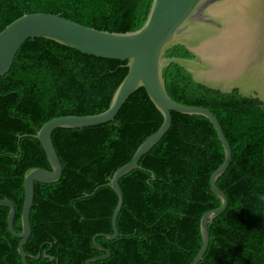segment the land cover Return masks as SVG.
Wrapping results in <instances>:
<instances>
[{
    "label": "trees",
    "instance_id": "obj_1",
    "mask_svg": "<svg viewBox=\"0 0 264 264\" xmlns=\"http://www.w3.org/2000/svg\"><path fill=\"white\" fill-rule=\"evenodd\" d=\"M152 1L0 0V31L32 12L59 14L101 30L134 31L145 23ZM165 56L193 58L181 46ZM125 64L33 37L0 78V199L8 198L15 206L16 232L21 230L25 171L51 169L40 142L30 135L57 117L105 112L127 73ZM164 79L174 101L213 113L232 154L216 181L227 207L208 224L209 243L198 264H264V105L237 92L223 95L197 85L176 64L164 69ZM172 119L166 136L141 158L142 168L119 178V235L97 237L111 257L91 264H191L195 258L202 244L200 218L220 205L209 178L224 151L203 116L172 112ZM163 120L140 89L107 124L53 131L64 170L55 183L34 182L32 233L23 248L40 257L27 258L28 264H48V256L54 258L52 264H88L104 256L93 238L112 233L117 202L105 184ZM8 212L0 205V264H23L19 239L7 227Z\"/></svg>",
    "mask_w": 264,
    "mask_h": 264
},
{
    "label": "water",
    "instance_id": "obj_2",
    "mask_svg": "<svg viewBox=\"0 0 264 264\" xmlns=\"http://www.w3.org/2000/svg\"><path fill=\"white\" fill-rule=\"evenodd\" d=\"M33 37L53 40L89 56L126 62L127 73L105 112L57 117L30 135L40 142L51 169L33 167L25 171L19 232L13 226V202L8 198L0 199V205L9 208L7 227L19 239L17 250L22 263L28 264L27 258H39L28 255L23 248L32 233L30 214L34 203V182L55 183L64 170L52 140L53 131L107 124L114 120L130 96L145 89L164 120L159 130L147 138L132 159L117 168L105 184L117 196L111 218L112 233L94 236V244L105 250L106 255L94 258L88 264L111 257V252L97 242V237L115 239L119 235L116 220L123 193L118 180L130 171L142 168L141 158L151 152L171 129L172 112L206 118L224 151L222 163L209 178L210 189L220 205L207 210L200 218L202 244L191 263L198 264L209 243L208 224L227 207V197L216 181L230 165L232 154L212 112L199 106L183 105L169 96L164 69L171 64L179 65L197 85L223 95L237 92L243 98L264 105V0H153L145 23L137 30L125 32L97 29L54 13H24L0 31V78L9 71L25 41ZM176 46L183 47L193 58L166 57V52Z\"/></svg>",
    "mask_w": 264,
    "mask_h": 264
},
{
    "label": "flooded vegetation",
    "instance_id": "obj_3",
    "mask_svg": "<svg viewBox=\"0 0 264 264\" xmlns=\"http://www.w3.org/2000/svg\"><path fill=\"white\" fill-rule=\"evenodd\" d=\"M29 239V238H28ZM106 249V248H105ZM103 251H105V250H103ZM29 255V254H28ZM101 255H106V251L105 252H102V254ZM32 256V255H31ZM37 256H39L40 257V254H37ZM33 257H35V256H33ZM46 258V257H45ZM48 260H47V262H48V264H52V262H54L53 261V259L54 258H52L51 256H48ZM35 259V258H34ZM39 259V258H38ZM38 259H36V260H38ZM57 261L55 260V263H56Z\"/></svg>",
    "mask_w": 264,
    "mask_h": 264
},
{
    "label": "clouds",
    "instance_id": "obj_4",
    "mask_svg": "<svg viewBox=\"0 0 264 264\" xmlns=\"http://www.w3.org/2000/svg\"><path fill=\"white\" fill-rule=\"evenodd\" d=\"M261 199H264V197H261Z\"/></svg>",
    "mask_w": 264,
    "mask_h": 264
}]
</instances>
